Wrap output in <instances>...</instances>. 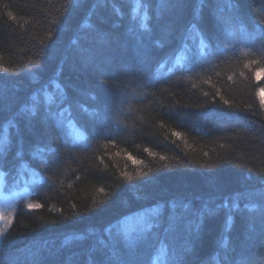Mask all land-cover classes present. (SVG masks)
I'll list each match as a JSON object with an SVG mask.
<instances>
[{
    "label": "trees",
    "instance_id": "16d2710c",
    "mask_svg": "<svg viewBox=\"0 0 264 264\" xmlns=\"http://www.w3.org/2000/svg\"><path fill=\"white\" fill-rule=\"evenodd\" d=\"M263 89L264 0H0V264H264Z\"/></svg>",
    "mask_w": 264,
    "mask_h": 264
},
{
    "label": "rangeland",
    "instance_id": "374dc122",
    "mask_svg": "<svg viewBox=\"0 0 264 264\" xmlns=\"http://www.w3.org/2000/svg\"><path fill=\"white\" fill-rule=\"evenodd\" d=\"M262 94V99H264V89ZM27 193L28 190L26 188L19 189L14 188V186H6L3 177L0 175V236L11 224L16 203L19 202L21 198H24ZM28 206H31V204Z\"/></svg>",
    "mask_w": 264,
    "mask_h": 264
},
{
    "label": "snow or ice",
    "instance_id": "6c2138e0",
    "mask_svg": "<svg viewBox=\"0 0 264 264\" xmlns=\"http://www.w3.org/2000/svg\"><path fill=\"white\" fill-rule=\"evenodd\" d=\"M262 103H264V101H262Z\"/></svg>",
    "mask_w": 264,
    "mask_h": 264
}]
</instances>
